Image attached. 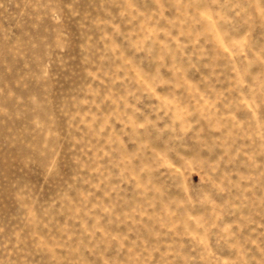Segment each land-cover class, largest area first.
<instances>
[{"label":"clouds","instance_id":"9594fccd","mask_svg":"<svg viewBox=\"0 0 264 264\" xmlns=\"http://www.w3.org/2000/svg\"><path fill=\"white\" fill-rule=\"evenodd\" d=\"M0 264H264V0H0Z\"/></svg>","mask_w":264,"mask_h":264}]
</instances>
